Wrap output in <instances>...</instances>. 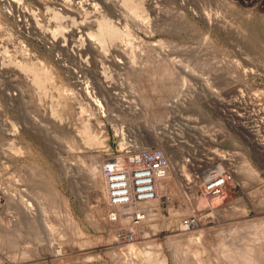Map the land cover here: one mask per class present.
Returning a JSON list of instances; mask_svg holds the SVG:
<instances>
[{
  "label": "rangeland",
  "instance_id": "rangeland-1",
  "mask_svg": "<svg viewBox=\"0 0 264 264\" xmlns=\"http://www.w3.org/2000/svg\"><path fill=\"white\" fill-rule=\"evenodd\" d=\"M16 1L49 32L60 24L64 31L81 26L95 33L92 14L65 13L64 0ZM89 1L122 40L141 43L134 45V61L116 56L103 64L116 102L98 93L94 69L45 49L0 3V60L12 71L9 78L0 74V264H133V248L180 264L196 243L209 264H221L219 250L231 244L235 264L249 246L264 264V239H255L257 224L264 223V0H141L139 22L148 28L132 34L128 20ZM137 2L123 0L122 9L130 12ZM37 74L48 79L35 90L29 81ZM75 76L98 93L106 112L102 129L90 130L114 153L102 160L111 188L101 200L94 176L99 154L79 141L82 119L92 111ZM60 91L74 96V111L55 119ZM115 135L121 136L120 155ZM244 163L259 183L240 173ZM216 168L219 173H209ZM164 173L187 185L176 188L175 179L169 185ZM216 178L223 179L221 189L208 193ZM96 202L116 205L124 223L91 225ZM29 207L32 221L22 214Z\"/></svg>",
  "mask_w": 264,
  "mask_h": 264
},
{
  "label": "bare ground",
  "instance_id": "bare-ground-1",
  "mask_svg": "<svg viewBox=\"0 0 264 264\" xmlns=\"http://www.w3.org/2000/svg\"><path fill=\"white\" fill-rule=\"evenodd\" d=\"M99 1L104 6V8L109 10L108 11L109 13L111 12L112 15L113 14H119V15H121L123 17V19L125 18V20H128L126 22H130L129 23V25H130L129 30H131V31H129V33L132 34L133 30L136 31V32L137 31H141V30L147 31L148 25L144 24V21H143V23L139 22V20H142L140 18V15H142L143 12H141V11H143V7H144V6H142L144 2H142L141 0H138L137 4L134 5L133 9L131 8L132 10L130 12H127V11L124 10L125 6L122 5L123 0H99ZM146 2H148V1H146ZM0 3L3 5L2 7H3L4 12L8 16H10L12 14V15H14L15 18L21 20V23H24V25L26 26V27L25 26L24 27L25 28H29L30 31H32L31 33H33L35 38L43 45V47L45 49L52 50V51H57V52H60L61 54L66 55L67 58L75 61L79 67H81L82 69H84L86 71H91V70L93 71V69H94L95 78H96V79L95 78L94 79L96 81L97 88L99 90L98 93L101 94L100 91L104 90V91H106L108 93L107 94L108 95V98H107L108 101H111V102L118 101L119 97H117V96L115 97L116 94L112 93V91L114 90L113 89L114 88L113 87L114 86V82H112V78L108 77L107 74L105 73V70L103 69V64L107 60L114 61L116 59V56H123V58L128 56L131 59H133V61H134V58H135V56H134L135 55L134 54V51H135L134 50V45L137 48V44H141V43H139V42L137 43L135 41L136 39L135 40L130 39L131 37L129 38V40H132V43L129 42L128 40L127 41L122 40V38L124 36L121 38V33H120L121 31L119 32V30L110 21H108L105 18V15L101 13L102 11H100L99 7H97L96 4L91 3L89 0H69V1L64 0L63 1V10L65 11V13L82 14L84 16H86L89 12L92 14V16L94 18V20H93L94 25L93 26L96 28V30H95V33H91V35H90V34L86 33L85 29L83 27H81V26H79V27H75L74 26V27H71L69 30L64 31L61 28L60 24L59 25H54V29L52 30L53 32H49V30L44 28L42 26V24L40 23V21L37 18H35V16L32 13H30L29 11H26L23 8V5H21L18 1H16V0H0ZM148 5H149V3L146 6L148 7ZM146 6H145V8H146ZM149 7H151V6H149ZM122 8H124V9H122ZM148 9H150V8H148ZM53 18L56 19V21H58V20L61 19V16L54 14ZM131 18H133L134 20H137L139 23L136 24V23L132 22L130 20ZM19 20H17V21H19ZM50 25L51 24H49L48 26L50 27ZM126 30L128 32V29H126ZM125 34H126V32L124 33V35ZM136 52H138V51H136ZM139 55H140V53H139ZM144 56L145 55L142 53V57H144ZM2 60H0V74L4 75V77L8 76V78H9L10 74H12V71H10V69L8 68L9 65H7L4 62L5 60L4 61H2ZM113 64H114V62H113ZM111 66H112V64H111ZM33 67H31V68H33ZM22 68H23V70H27V66L26 65H23ZM141 71H142V69H141ZM46 72L48 73V71H46ZM44 73H45V70H44ZM74 75H76V74H74ZM30 76H31V74H30ZM37 76H38V74L34 75L33 78L30 77L32 80L29 79V80H31V81H29V82H31L30 85L35 90L39 89L40 87L42 88L41 85H43V82L47 81V79H48L46 76H44V78L46 77L47 79H44V78L41 79L40 77H37ZM48 76H49V74H48ZM76 77L77 76H75V79H76ZM49 78H50V76H49ZM75 84H76V86H77V88H78V90L80 92L79 94L85 100H88V101H84V100L83 101L89 103V105H90L89 106L90 107L89 110L92 111V113H90L91 117L89 116V117L85 118L83 116L84 118L82 119V125H81V131H80L81 132V136H80L81 138L79 139V141H80V144H82L83 147H86V148L89 147L90 150L92 148V149L96 150L98 152V154H99V155L97 154L99 156V157L97 156L98 157L97 158L98 159L97 160V169H96L95 175L94 174L93 175L95 176V181H96V184H95L96 185V190H95L96 198H97V200H101V198L104 196V193L106 192V189L111 188V187H109V179L106 178V176H105L106 174L105 175L103 174V170H102L103 168L101 167L102 166L101 164L103 163V161H104L103 159L104 158H105V161L107 160V158L111 159L114 156V153L112 152V150L110 148H108L106 139L102 138V136L100 137L98 135L97 136L90 135V130H91L92 126H94V125L96 126L97 129H99L100 127L102 129V127H103L102 124H101L102 120H100V119L103 118V116L106 114V112H105V109L103 108V106L100 104L101 102H98V100H96L95 94H98V93L96 91H94V89L93 90L90 89V87L88 86V83L85 84V83L80 82L79 79H76V83ZM58 93L60 94V96L63 99L61 100L60 103H58L56 101V103L53 104V108L54 109H53V111L52 110L51 111H52L53 116H55L54 117L55 119L56 118L61 119V117H63V116L65 117L66 113H72V110L74 111L73 103H75V102L72 103V101H73L72 98L74 96L71 98L70 95L69 94H65L64 91H60ZM117 93H119V92H117ZM73 95H74V93H73ZM80 95H79V97H80ZM82 97H80V100H81ZM10 98H11V96H10ZM57 98L59 99L58 96H57ZM105 100H106V98H105ZM83 101H81V103ZM105 103L108 105V102H105ZM84 104L85 103H83V105ZM86 106H87V104H86ZM81 115H82V113H81ZM40 122L41 123H39V124L42 125L44 120L41 119ZM119 136L115 135V140L114 141H115V143L117 145V149H118V151H116V153H118L120 155V150H121V146H122V140H121V138H119ZM103 137H105V136L103 135ZM89 153H90V151H89ZM87 154H88V152H87ZM95 155H96V153H95ZM239 169H240L239 170L240 173L243 176H245L248 180L255 181L256 183H259V181H257L258 180L257 177H256L257 175H255V173L253 172L254 170H252V168H250L249 165L247 166V164L244 163L243 164V168L242 169L239 168ZM219 172H220V169H217V168L216 169H212V171L211 170L209 171L210 174L219 173ZM174 176L175 175H172L170 173H164L163 174L164 179L171 186L174 183L173 182L174 179L177 177L176 176L174 178ZM179 178L177 179V181L175 179V181L177 182V185H178V186L174 185L176 188H180L181 184L187 185V183H185V182H183L181 180L179 181ZM176 182H175V184H176ZM178 182H179V184H178ZM222 183H223V179L216 178V179H214L212 181V183L209 186H207L206 191L208 193L217 192V191H219V189H221ZM263 187H264V185L260 184L259 189L262 190ZM160 189L161 188H159V191H162V193H163V191H164L163 187H162L161 190ZM180 190H178V191H180ZM3 193H4V191H3ZM3 195H1L2 198L5 196V195L4 196ZM96 204L97 205L94 206V207L98 206V202H96ZM98 207H100V208L98 209ZM98 207H97V211H95V209H96L95 208L90 214V219H91L90 220V224L91 225H93V226H95L97 228H106L107 229V227H109L108 226V224H109L108 221H115L119 226L124 223V215L122 213H120L121 211H120L119 208H117L116 205H103V206H98ZM259 208L263 209L262 207H259ZM19 213H20V210H19ZM24 213H28L29 214L28 216L31 219V220L28 219L29 221H32L34 219L35 215H34L32 209L30 211H27V212L25 211L22 214H24ZM26 218H27V216H26ZM256 227H257L256 228V236L257 237L255 239L256 240L258 239V241H260V243H261V240H262L261 238L264 239V223L261 222V223L257 224ZM188 241H190V243L194 242L193 239H189ZM197 241H198V239H197ZM262 243H263V241H262ZM81 245H83V244H81ZM248 245H249V243H248ZM249 247L246 248V253H245L246 256H245L244 261H243V259H241L242 260V264H258L259 262L255 261V257L252 256V252L253 251L251 252V249ZM238 249H240V246L238 247ZM219 251H220V256H221V258L223 260V262H221V264H235L234 260H233L234 258H232V256L234 255V252L236 251V249L234 247V244H231L229 246L228 245H224V246H222L220 248ZM259 251H260L261 257H264V246H261V247L259 246ZM186 252H188V251H186ZM208 252H209V250H208ZM241 252L242 251L240 250V253ZM154 253H156V252L155 251H151V250H146L144 252H141L140 250H138L136 248H133V250L130 253V256H132L131 258L136 259V261L133 260L134 261L133 264H164L165 262H163V260L161 259L162 257L160 258L159 255L154 256L155 255ZM242 253L244 254V252H242ZM254 253H253V255H254ZM237 255H239V254H237ZM203 257H206V256H204V248L199 246L198 243H196L194 245L193 249L191 251H189L187 254H185L183 256L182 260L179 263L180 264H209V263H206V261L203 259ZM211 259H213V258H211ZM210 264H214V262L210 263Z\"/></svg>",
  "mask_w": 264,
  "mask_h": 264
}]
</instances>
